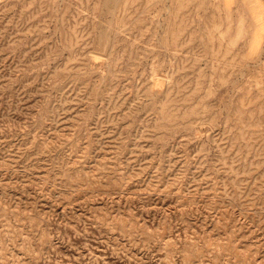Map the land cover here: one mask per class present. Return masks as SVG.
Instances as JSON below:
<instances>
[{
    "label": "rangeland",
    "instance_id": "1",
    "mask_svg": "<svg viewBox=\"0 0 264 264\" xmlns=\"http://www.w3.org/2000/svg\"><path fill=\"white\" fill-rule=\"evenodd\" d=\"M261 1L258 10L264 14ZM174 2L0 0V264H29L23 241L31 239L30 230L45 237L43 251L53 257L48 264H173L162 241L177 232L183 237L186 226L189 232H210L213 241L228 240L218 256L221 264L225 257L228 264H264V167L251 175L234 174L250 171L252 162L234 150L226 158L228 164L238 161L233 172L218 163L222 157L215 151L201 168L199 158L190 159L195 144L185 148L178 139H141L150 122L140 112L111 123L123 111H113L116 95L125 85L135 93L153 62L162 72L175 73L172 84L151 97L157 104L195 81L199 69L210 75L205 65L212 45L190 27L192 16L181 21L165 13L151 21L142 15L153 4ZM195 2L205 5L207 19L211 0ZM230 8L223 6L224 12ZM247 15L250 27L238 30L229 44L247 41L252 55L264 48V33H257L262 25L249 2ZM124 23L127 35L121 33ZM217 35L223 39L221 27L213 25L209 40ZM76 57L74 65L68 63ZM65 65L82 71H60ZM116 85L117 93L109 96ZM241 95L228 91L213 103L235 113ZM257 95L254 90L250 99ZM253 107L264 108V98ZM73 129L74 139L65 142L62 137ZM85 146L87 154L69 168ZM260 149L264 153V142ZM133 173L136 178L124 187ZM76 189L82 191L73 195ZM129 193L137 196L130 203L122 199ZM91 195L104 199L76 203ZM162 221L165 231L157 239L152 232Z\"/></svg>",
    "mask_w": 264,
    "mask_h": 264
},
{
    "label": "clouds",
    "instance_id": "2",
    "mask_svg": "<svg viewBox=\"0 0 264 264\" xmlns=\"http://www.w3.org/2000/svg\"><path fill=\"white\" fill-rule=\"evenodd\" d=\"M226 3L231 5L228 12L223 10ZM247 4L248 0H211L208 7L212 9V12L207 19L202 15V12H206L205 5L196 3L195 0H175L169 7L151 5L150 10L142 14L149 16L151 21H157L165 13L181 21L185 16H192L190 27L195 26L198 28L200 38L207 40L212 45L210 49L211 59L205 65L210 68V75L205 77L203 75L204 68L199 69L195 81L184 83L175 94L169 92L157 104L152 101L151 97L158 90H162L166 84L171 85L175 73L162 72L161 66H156L153 62L147 78L140 85V88L135 90V93H133L132 88L125 85L123 90L116 95L115 98L119 102L115 105L113 111L116 112L121 109L123 111L111 123L116 124L126 121L136 116L137 112H140L142 116L148 117L150 122L149 126L144 128L141 139H144L145 136L154 141L178 139L182 142L181 147L185 148L189 144H195L196 150L190 159L196 160L199 158V167L201 168L206 166L210 154L215 151L222 157L218 163L225 165L229 172H233V165L238 161L233 158L232 164H228L226 158L234 150L235 156L244 161H248L249 156L252 157V162H249L250 171L234 174L251 175L264 167V153L260 149V143L264 142V108L256 109L253 107L257 100L264 98V48L255 54L249 55L247 41H241L235 47L229 44V41L238 30L251 25L247 15ZM128 19L131 20L132 17L128 16ZM140 22L142 21H137V23ZM213 25L221 27L223 39L220 38V35H217L214 42L209 40V32ZM128 27L129 25L124 23L121 27V33L127 35L124 29ZM146 32L147 29H145ZM183 34V32L180 33L181 36ZM189 39H191V34H189ZM137 42L134 41V43ZM146 47H150V45ZM143 58L141 57V59ZM79 59V57H76L69 60L68 63L74 65ZM92 63H99V61H92ZM55 71L54 69L53 72ZM60 71L79 72L82 69L70 68L65 65ZM123 75L121 74V76ZM141 76L143 77L144 73H141ZM157 81H159L158 85ZM128 83L130 84L131 81H128ZM118 88L119 85L112 87L107 94L111 96L117 93ZM254 90L258 95L255 99H250ZM228 91H231L233 95L242 94L239 107L235 113L213 103L222 95H226ZM149 113L152 115H149ZM74 134L75 129H73L72 135L63 136L62 139L70 143L74 139ZM48 143L52 144L54 141H48ZM254 145L255 147H253ZM242 152L244 155L241 157ZM253 152H255V155H253ZM86 154L87 146L81 148L75 154L68 167L77 166ZM184 157L187 163V152H185ZM143 171L142 168L139 174L141 175ZM88 175L91 176L92 174L89 173ZM130 176L131 179L128 178L124 181V187H127L136 178V173ZM87 186L85 185V187ZM79 191H82V189H76L73 195ZM136 198L135 193H129L127 196L122 197L128 203ZM67 199H70V197H67ZM89 199L98 200L104 199V197L100 195L86 196L84 200L76 201V203L85 204ZM107 199L112 200L114 198L107 197ZM67 207H71V204ZM129 218H131V215ZM167 219L168 216H165V220ZM212 219H216L215 215L212 216ZM109 224H112V222L110 221ZM161 230L165 231L163 221L160 227L153 229L152 233L157 234V239H159ZM144 231L148 234L146 230ZM168 231L171 233V229ZM30 232L31 239L26 238L23 241L26 254L30 257L29 264H41V261L48 264L49 257L52 259L53 257L43 251L45 237H37L36 231L30 230ZM76 234L80 235L79 232ZM168 236H171L172 239L167 243L163 240L162 243L169 252V259L173 264H176L177 258H179L180 264H193V261H196V264H204L206 258H210L212 264H221L218 256L226 250L228 244L226 239L213 241L209 238L211 236L210 232L203 235L194 230L189 232L187 226L184 229L183 237L179 232L174 236L171 234ZM47 238L51 240L49 237ZM181 244H183V247H181ZM232 247H235V245H232ZM51 251L55 252L56 249L52 247ZM213 253H216L217 256L213 257ZM222 264H228L227 257H225Z\"/></svg>",
    "mask_w": 264,
    "mask_h": 264
},
{
    "label": "crops",
    "instance_id": "3",
    "mask_svg": "<svg viewBox=\"0 0 264 264\" xmlns=\"http://www.w3.org/2000/svg\"><path fill=\"white\" fill-rule=\"evenodd\" d=\"M252 10H253V15H254V18L257 20V24L259 26L262 25V27H259V30L257 31V33H264V31H261L263 30V26H264V14L261 11L258 10V7L259 5L261 4L262 5V1L261 0H248ZM258 29V27H257Z\"/></svg>",
    "mask_w": 264,
    "mask_h": 264
}]
</instances>
